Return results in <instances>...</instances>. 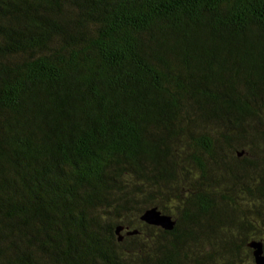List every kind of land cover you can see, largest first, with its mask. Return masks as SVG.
<instances>
[{"label": "trees", "instance_id": "1", "mask_svg": "<svg viewBox=\"0 0 264 264\" xmlns=\"http://www.w3.org/2000/svg\"><path fill=\"white\" fill-rule=\"evenodd\" d=\"M251 242L264 0H0V264H254Z\"/></svg>", "mask_w": 264, "mask_h": 264}, {"label": "water", "instance_id": "2", "mask_svg": "<svg viewBox=\"0 0 264 264\" xmlns=\"http://www.w3.org/2000/svg\"><path fill=\"white\" fill-rule=\"evenodd\" d=\"M140 220L147 225L159 227L162 230L169 231L174 227V221L170 216L162 214L156 207L147 209L140 216ZM123 230V227H117L115 234L118 236V241H121L122 237L120 232ZM137 234L136 231H128L127 236ZM252 250L254 264H264V250L261 242H251L248 245Z\"/></svg>", "mask_w": 264, "mask_h": 264}, {"label": "rangeland", "instance_id": "3", "mask_svg": "<svg viewBox=\"0 0 264 264\" xmlns=\"http://www.w3.org/2000/svg\"><path fill=\"white\" fill-rule=\"evenodd\" d=\"M135 228H138L139 229V227H137V226Z\"/></svg>", "mask_w": 264, "mask_h": 264}]
</instances>
